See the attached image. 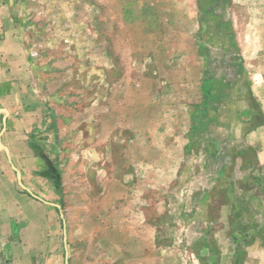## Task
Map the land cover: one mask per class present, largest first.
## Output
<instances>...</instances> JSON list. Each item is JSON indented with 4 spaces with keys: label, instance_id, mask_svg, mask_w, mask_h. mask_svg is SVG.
I'll return each mask as SVG.
<instances>
[{
    "label": "rangeland",
    "instance_id": "rangeland-1",
    "mask_svg": "<svg viewBox=\"0 0 264 264\" xmlns=\"http://www.w3.org/2000/svg\"><path fill=\"white\" fill-rule=\"evenodd\" d=\"M0 108V264H264V0H0Z\"/></svg>",
    "mask_w": 264,
    "mask_h": 264
},
{
    "label": "crops",
    "instance_id": "crops-1",
    "mask_svg": "<svg viewBox=\"0 0 264 264\" xmlns=\"http://www.w3.org/2000/svg\"><path fill=\"white\" fill-rule=\"evenodd\" d=\"M20 127H22L21 123L19 124V130L16 128L18 130L16 133H19V131H22L21 130L22 128H20ZM17 135H19V134H17ZM18 139H19L18 142L15 143V141H13L12 144H10L9 141H6L4 139H3V142L6 145V147L8 148L12 162L17 167V169L20 171L22 182L24 183V185L28 186V184L24 180L25 173L21 170L19 164L17 163L18 160H22V156H20V155L24 154V152H25L23 148L26 146L25 141H24V139H26V137L23 134L20 138L18 137ZM2 186H4V190L0 189V202H2V203H0V206L3 205L2 206V208H3L2 213L4 212V214L7 215L6 211L9 212L12 210L11 208H9L10 202L11 203L15 202L16 204L19 202H25L26 201L25 199H28V198H26L28 195L27 194H19L16 191L15 187L13 186V184L11 182L10 177L7 174L1 175L0 187H2ZM32 187L33 186L30 185V188H32ZM30 201L34 202V199H32ZM35 203L43 204V203L38 202V201H36ZM44 205H46V204H44ZM8 215H9V213H8Z\"/></svg>",
    "mask_w": 264,
    "mask_h": 264
},
{
    "label": "water",
    "instance_id": "water-1",
    "mask_svg": "<svg viewBox=\"0 0 264 264\" xmlns=\"http://www.w3.org/2000/svg\"><path fill=\"white\" fill-rule=\"evenodd\" d=\"M7 110L4 108H0V121H1V129H0V151L3 152V154L5 155V158L10 166V169L12 170L16 183L18 185V187L20 188V190L27 194L28 196H30L32 199L41 202L43 204H46L48 206H51L53 208H55L56 210H58L60 218L62 219V223L64 224V219H63V214L60 211V206H58L57 204L54 203H50V202H46L44 200H42L40 197H38L37 195H35L29 188H27L24 183L22 182L21 179V174L20 171L17 169V167L14 165V163L12 162V159L10 157L8 148L6 147V145L3 142V134L6 130V118H7ZM63 241H64V247L66 248V236H65V229H64V237H63ZM68 253L65 251V264H68Z\"/></svg>",
    "mask_w": 264,
    "mask_h": 264
}]
</instances>
